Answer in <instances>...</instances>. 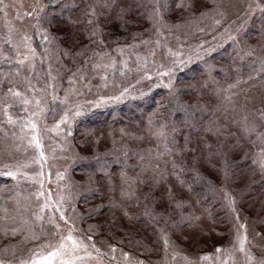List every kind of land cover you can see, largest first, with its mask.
<instances>
[{
	"label": "rangeland",
	"instance_id": "374dc122",
	"mask_svg": "<svg viewBox=\"0 0 264 264\" xmlns=\"http://www.w3.org/2000/svg\"><path fill=\"white\" fill-rule=\"evenodd\" d=\"M36 2L37 0H2L0 3V48L13 59L11 65L0 60V99L4 97L7 89L11 86L5 77V73H9V70L15 66L16 50L7 44V38L11 36L13 44H22V37L25 33L33 37L31 44L41 55H44V47L51 49L48 54L52 57V72L57 75L54 83L57 94L61 98L64 97L65 90L69 89L68 77L73 73H76L74 87L77 92L82 93L76 95L70 92L69 97L73 102H96L99 101L100 96H116L129 84L133 86L129 89L131 94L126 95L123 99L100 101L99 104L95 105L94 103H84L87 111L72 121L71 134L67 135L66 126H62L65 128V132L55 133L50 129L59 119L65 106L61 105L59 100L55 104L52 103L51 89H47L45 83L48 80L49 62H41L39 57L37 58L36 71L40 73L38 77L39 87L46 89L45 93L37 94L44 96L46 107L56 109L55 113L46 112L43 116L36 118L37 135L44 145V151L48 158L43 169L45 192L51 189L54 197L58 192L66 198L71 197L66 202L69 205H74L77 213L80 214L78 226L85 234H89V226L95 225L93 239L98 242L97 246L105 251H107V246L99 243L101 239L116 244L117 255L120 250L128 252L132 260L151 261L152 264H184L183 256L187 255L196 259L197 264H219L215 249L217 246H232L235 237L233 227L235 213H231L224 207V193L220 191L222 172L219 171L224 163L218 157L216 150L212 149L203 154L200 149H194V155L192 158H188V162L194 160V163L200 166L202 171H198V173L205 177L207 182L210 181L212 185H215L217 189L215 193L212 191L207 193L211 197L209 201L212 199L214 201H208L209 203L203 206L198 200L197 194L192 192V187L188 183V175L184 172L178 173L185 182L182 185L176 179L174 172L172 174L170 170L166 171L167 173L162 171L160 164L159 170L155 166L148 167V162L153 160L151 157L145 156V165H140L138 158L137 164H134L136 161L133 160L127 146L129 144L127 134L123 132L126 129L140 131L141 127L137 125V122L134 124L132 122L143 119L141 116L144 115V112L142 109L134 108L133 102L138 101L143 105L149 102L157 107L154 112L156 114L168 111L167 108H160V105L165 106L166 104V102L160 104V100L167 99L166 96L169 95V89L160 81L167 82L168 76H157L155 73L163 71L160 68L161 64L165 67H171L172 60L175 58L167 54L166 48L158 49L155 57H152L150 53L153 45L151 44L123 48L124 45L133 43L134 33L142 34L136 37L137 41L148 37L155 40L151 31V22L147 19V10L136 7L135 11L132 7L129 8L130 5L127 2L122 5V0H116V6L110 10L102 7L104 0H76L75 5L72 7L64 6V10L61 12L60 4L56 2L55 11H53V7H49L47 11L50 16L41 21V27L47 29L50 36H55L56 41L41 47V38L35 34L33 27L35 19L26 15L27 12L32 11ZM135 2L137 4L140 0H135ZM144 2L148 8H151L152 5L148 3V0H144ZM165 2L168 4V8L164 11V19L169 23L179 22L182 24L179 30H174L181 39L178 41L175 36H169L168 46L173 50L180 51L182 58L191 57L190 60H186L184 65H177L175 69V79L173 80L176 89L175 94L181 90L186 95L182 98L183 100L190 103L195 102L204 93L203 89L200 91L195 89L196 87L201 88L200 82L206 78L202 72L209 73V77H213L211 73L217 72L219 75H216L210 84L214 92L223 98L228 93H234L230 99L233 100L235 109L242 108L246 111L254 109L264 123V116L261 115L264 113V76H262L264 73L258 75L260 61L264 60V40L261 35V27L255 28V26L250 25L253 18L257 22L264 20V13L259 9L248 10L251 15L247 17V23L237 35L238 43L227 39L229 33L224 31L225 27H230L231 32L235 33L240 22L246 19L241 13L245 12L247 4L253 3L254 5L255 0H216L224 13L220 25H214L211 15L203 19L199 18L200 11L214 7L212 0H191L193 8L190 12L177 8V0H165ZM89 5H96L95 10L98 15L94 17V23L100 25V37L104 41L103 44L90 43L87 33L94 25L87 23L88 17L85 13L88 11ZM121 6L127 11L120 13ZM188 21L197 22L189 23ZM200 28H203L204 31L201 32ZM92 39L96 40L97 38L93 37ZM83 45L89 46L90 51L86 53L89 56L92 54L91 50L108 52L109 55L107 56L95 58L102 64L111 63L112 60L117 61L115 73L113 74L111 69L108 70L107 86H104L105 82L100 78L104 73L103 68L93 69L90 62L85 69L81 67L85 63L84 57L74 56ZM197 45H201L199 52L196 48ZM209 48L213 50L204 51ZM120 49H123V52ZM65 50L72 55L65 56ZM249 50L252 54L245 55L244 53L249 52ZM20 51L23 52L24 49L21 47ZM137 55L141 57L148 55L150 60H155V63H150L146 69L137 72L135 71ZM74 59L75 63L73 62ZM121 60H126L132 69L123 77L119 71L123 67L119 63ZM227 63L229 66L231 65L232 71H237V66L239 72L237 71L233 78L223 83L220 73L226 74L224 70L228 67V65L226 66ZM255 63H258L257 68L254 67ZM243 65H247L246 71L239 69ZM78 68H80V72H77ZM21 71L23 76L27 75L30 69L25 65L22 66ZM144 72L149 73L151 78L141 79ZM81 75H85L84 80L80 79ZM228 75L226 74V76ZM250 76L253 78L249 79ZM14 79L20 80L21 77H14ZM113 81L120 87H114ZM33 82L35 83V79ZM230 84L237 86L229 89ZM16 87L23 91L25 83H19ZM27 94L31 95L30 92ZM154 94H158V96L164 94V96H161L162 98L157 97L152 104L148 98ZM10 102L12 103L11 114L23 122V118L28 113L21 110L23 106L18 102L14 100ZM131 111L136 112L132 115ZM233 114L239 118L237 111H234ZM53 115H55V119H53ZM246 115L248 114L244 113L240 119L247 117ZM233 129L235 132L238 130L236 127ZM13 131L19 133V127L7 123V119L3 115V104H0V163L13 159L15 161L27 160L33 153L31 148L27 153L23 149L20 151L14 149V138L11 136ZM6 132L7 136L5 135ZM65 135H67L66 139H64ZM198 140L201 142L204 139L197 137L196 141ZM230 143L233 145L236 142ZM26 144L27 141L25 140ZM192 144L194 148L197 145L194 141ZM260 147L253 150L248 158H245V154H243L247 152L246 146L242 149L235 150L234 147L230 150V152L234 151L230 155L231 160L246 162L236 170L230 171L229 169L230 175L226 183L227 190L236 200L235 207L242 221L246 220L247 223L249 238L247 247L257 259L264 256V247H262L264 246V173L260 171L258 164L253 163L254 156L259 155ZM6 149L12 151L11 157L7 154ZM122 151L128 152L127 158ZM178 153L181 154L182 151H177V153L172 151V154ZM171 155L168 159L169 165L172 167L173 161L179 165L178 161L174 159L175 157ZM106 158L110 161L104 160ZM125 159L128 161L127 165L123 163ZM142 167L145 168L143 172L141 171ZM121 168L125 169L130 178H135L137 181L144 180L143 184L137 183L136 185V195L140 197L141 201L139 206L135 196L131 199L121 196ZM25 170L38 172L40 166L31 164ZM57 171L63 173L62 179H57ZM49 175L51 179H49ZM154 176L162 178H159L158 182H154ZM104 181H106L105 186L102 185ZM57 185L60 187L57 188ZM252 185L254 187L250 188ZM39 187V184L28 179L21 180L17 186L11 178L0 177V204L6 205L11 210L10 214L23 213L30 220H35L31 214L32 209L30 208L28 212H25V206L29 203L35 204L34 193ZM169 190H171V196ZM146 193L149 199L144 201ZM29 196H31V201L26 199ZM17 200H19V205L16 203ZM110 201L115 202L116 206H113ZM174 201L185 203L182 208H177ZM145 203L152 207L155 212L162 214L157 221L153 222L143 215L142 209ZM125 210L129 213L128 216L124 215ZM68 211L71 212V207ZM181 214L185 216L191 214L196 219L191 222L185 219L180 223ZM0 215H4V213H0ZM164 217H169L167 224ZM56 219L59 220L58 214ZM134 221L140 222V224L136 225ZM173 221H177L175 226L172 224ZM12 223L11 220L0 221V225H11ZM60 223L63 222L60 221ZM51 227L52 225L48 223L47 219L44 221L37 220L33 225V229L37 233L41 232V228L46 232ZM159 228H164L168 232L176 250L182 253L176 257L175 261L172 259L171 249L165 258ZM257 233L260 235L258 236ZM25 235L26 232L23 230L14 236L11 233L7 235L0 233V259L18 264L20 259L29 258V249H32L34 244L41 243L47 238L45 235H41L37 241L31 239L25 241ZM119 240L123 242L118 243ZM11 245L16 246L15 252H13ZM5 246H9L7 252L3 251ZM206 254L209 259L199 261V257ZM219 255L223 259L224 254ZM234 258L235 264H244V257L239 251L234 252ZM85 264H100V262L92 257L85 258ZM121 264H125L122 257ZM227 264H234L233 259L229 258Z\"/></svg>",
	"mask_w": 264,
	"mask_h": 264
},
{
	"label": "snow or ice",
	"instance_id": "6c2138e0",
	"mask_svg": "<svg viewBox=\"0 0 264 264\" xmlns=\"http://www.w3.org/2000/svg\"><path fill=\"white\" fill-rule=\"evenodd\" d=\"M57 0H37L36 4L33 6L32 11L27 12L26 15L29 17H34L35 24L33 27L35 28V34L39 35L41 38V47L45 44H53L56 41L55 36H50L48 34L47 29L41 27V21L44 19H47L49 17V13L47 9L49 7H53V11H55V4ZM0 3H2V0H0ZM148 3H150L152 6L151 8H148L147 4L144 2V0H140L139 3H137L138 8H145L147 10V19L151 22V31L153 35L155 36V40L148 38L140 39L139 41L136 40L137 36H140L142 34L140 33H134L133 34V43L129 45H124L123 48H131V47H139L140 45H153L150 55L152 57H155L156 52L158 49L166 48L167 54L174 57L175 59L172 60L171 67H165L163 64L160 65V68L163 69V71H158L155 73L157 76H168L167 82L160 81V83H164V86L169 89V95H174L176 93V89L173 85V80L175 79V69L177 65H184L186 60H190L191 57H183L180 51L173 50L171 47L168 46V37L169 36H175V38L179 41L181 37L179 35H176V31L179 30L182 27V24L177 23H169L164 19V11L168 8V4L165 2V0H148ZM212 3L214 7L210 9H206L204 11L199 12V18L203 19L209 15L213 18L214 25H220L222 22V18L224 16L223 11L219 8V5L217 4L216 0H212ZM116 6V0H104L102 7H106L109 10ZM131 6H129L130 8ZM176 7L184 9L185 11L190 12L193 8V4L191 3V0H177ZM96 5H89L88 11L85 13V15L88 17L87 23L89 25H94L90 31H88V37L90 40V43H99L103 44L104 41L100 37L101 28L99 23H94V17L98 15V13L95 10ZM256 9H259L262 13H264V0H255V4L249 3L246 6L245 12L241 13L242 16H244L246 19L242 20L240 24L238 25L236 32L233 33L230 30V27H225L224 31L228 32L229 35L227 36V39L233 40L234 42L238 43L237 35L240 32L241 29L244 28L245 24L247 23V17L251 15V11H255ZM127 11L123 6L120 8V13H124ZM142 15V13H141ZM219 17V18H217ZM189 23L197 22V21H188ZM51 23V21H49ZM201 32L204 31L203 28L199 29ZM11 31V29H9ZM96 37V40H93L92 38ZM32 36L25 33L22 37V44H13L11 36L7 38V44L11 46L12 49L16 50V56L14 64L15 66L9 70V73H5V77L7 78V81L9 85H11L7 92L4 94V97L0 99V104H3V115L7 119V123L9 125L17 126L19 127V133L13 131L11 133V136L13 139V147L16 151H20L23 149L25 153L28 152L29 148L33 150L32 155L29 159L23 160V161H15L10 160L7 162L0 163V177L5 178H11L12 181L15 182L17 186H19L21 180L28 179L34 183H37L40 185L39 189L35 191L34 196L36 197L35 204L29 203V205L25 206V212H28L29 209H32V216L35 217V220H30L25 214L20 213L18 215L10 214V209L6 205L0 204V213H4V215H0V221H8L11 220L13 223L11 225L9 224H3L0 225V233L7 235L8 233H11V235H16L22 230L26 232V235L24 237V240L31 239L33 241H37L40 239L41 235H45L47 238L38 244H34L32 249H29L30 256L29 258H22L19 260L18 264H85V258H92L94 257L97 261L100 262V264H121V257L124 259L125 264H152L151 261L145 262L144 260H132L130 259V254L128 252H124L123 250L119 251V254L117 255V247L116 244L108 243L106 240L101 239L99 243L101 245L107 246V251L103 250L102 248L97 246V241L93 239V235L95 234L93 232V229L96 227L95 225H90L88 229L89 234H85L83 230L78 226V220L80 219V214L77 213L74 205H69L66 200L71 199V197H65L61 193H57L56 196H53L52 190L49 189L47 192H45V186H44V164L46 160L48 159L45 151H44V145L41 142V139L37 135L38 125L36 118L39 116H43L46 112L55 113L56 109L54 107H46L45 106V100L43 95H38L37 93H45L46 89L39 87V75L40 73L36 71V63L37 58L41 60V62L48 61V80L45 82L47 89H51V96H52V103L55 104L57 100H59L61 105H64L62 114H60L59 119L56 120L55 124L52 126L50 131L55 133L65 132V128L62 126H66L67 135L71 134V123L72 121L81 113L86 112L87 108L84 107V103H94L99 104L100 101H115L123 99L126 95L131 94L129 92V89L133 86L129 84L127 87H124L123 90L116 96H100L99 101L96 102H80V101H71L69 94L70 92L76 95H80L82 93L77 92V90L74 87V77L76 73H73L68 77L69 80V89L65 90L64 97H59L57 94V89L55 86V81L57 79V75H54L52 72V64L51 60L52 57L48 53H50L51 49L44 47V55H41L37 52V49L33 47L31 44ZM186 38V37H185ZM215 39V37H214ZM203 44V42H201ZM23 48L24 51L21 52L20 48ZM197 51L199 52L201 50V45L196 46ZM121 52H123V49H120ZM212 48L205 49V52L212 51ZM90 51L88 45H83L80 50H78L74 56H83L84 57V65L81 66L83 68H87V65L91 62L93 69H99L103 68L104 73L101 75V80L105 82L104 86H107V80H108V70L111 69L113 71V74L116 71V64L117 61L112 60L111 63H100L99 60L95 59L97 57H104L109 55L106 51L101 50H91L92 54L91 56L86 55V53ZM245 55H251V50L249 52L244 53ZM64 55H72L69 51L65 50ZM0 60L8 63L13 64V59L9 56L7 52H4L2 48H0ZM75 63V59L73 60ZM120 64L123 65L119 69L120 75L126 76L128 71H131L132 69L129 67V64L126 60L119 61ZM150 63H155L154 59H149V56H143L137 55L136 57V64H135V71L141 72L143 69H146L147 66ZM27 65V67L30 69L29 73L27 75L22 76V66ZM77 72H80V68L77 69ZM264 73V60L260 61V67H259V74ZM86 75V73H85ZM85 75H81L80 79L84 80ZM14 77H21L20 80L14 79ZM145 77L151 78L150 74L147 72H144V75L141 76V79H144ZM253 77H249V79H252ZM35 79V83L33 82ZM139 83V81H136ZM19 83H25V89L22 91L18 87H16ZM239 81L237 82V84ZM114 87H120L119 84L115 83L113 81ZM237 85H229V89L236 87ZM31 93V95H28L27 93ZM231 95H234V93H228L225 96V99H229ZM16 101L20 105H22V109L24 112L28 113L27 116L23 118V122L18 117H14L10 109L12 107V103L10 101ZM7 101V102H6ZM183 111H185V121L192 120L194 118V111L189 112L187 105L180 106ZM192 109L194 110H200L204 111V107L200 106L197 108V105H192ZM235 107V105H233ZM227 112V110H225ZM262 116H264V113H261ZM45 119L47 117L45 116ZM53 119H55V115H53ZM225 120H228L227 114H225ZM233 124H239L242 128V131L246 134H252L257 132V125L255 123H248L247 117H244L243 121H232ZM165 124L166 122L160 123L159 126L149 119V129L155 128L156 130L152 132L153 136L156 137H162L164 139V152L161 153L157 151V156H163V155H171L173 149L169 147V140L167 133L165 131ZM190 128L193 130H198V125L196 123H191L189 125ZM227 125H222L218 122H212L210 121L207 126L204 127V131L206 133L211 132L214 135H224L225 129ZM173 131H175L173 129ZM7 136V132L5 133ZM67 135H65L64 139L67 138ZM227 135H234L233 133H227ZM258 139L261 142V147L259 150V155L254 156L253 163L259 165V169L262 173H264V132H260L257 134ZM25 140L27 141V144L25 145ZM189 142V136H185V148L184 149H176V151H183L187 149V145ZM210 147V146H209ZM7 154L11 157L12 151L7 150ZM124 156L127 158L128 152H124ZM139 164L145 165V157L143 155L138 156ZM125 165H127L128 161L125 159L123 161ZM31 164H37L40 166V171H26ZM148 167H151V161L147 164ZM167 166V162H165V167ZM172 167L174 170V174L176 175V179L180 181V183L183 185L185 182L181 178V176L178 173H175V170L177 168H180L181 171L184 170L183 165H177L175 161L172 162ZM155 168L159 170V164L155 165ZM145 168H141V171L143 172ZM195 172V169H191ZM220 172H222V181L220 184V191L224 193L223 199L225 201L224 207L227 208L231 213H235V223L233 225L235 229V237L234 242L231 247H223V246H217L215 249V252L217 254V260L219 261V264H227V260L229 258L233 259V262L235 264V258H234V252L239 251L243 257H244V264H264V256L257 259L253 253L248 249L247 244L249 243V238L247 235V223L246 220L242 221L241 216L239 212L237 211L235 205L236 200L231 195V193L227 190L226 183L229 178L230 172H229V165L227 164V161H224L223 167L219 169ZM139 175V174H138ZM57 179L63 178V173L57 171L56 173ZM120 176H121V196L131 199L135 196L136 203L139 206L140 204V197L136 195V185L137 183L143 184L144 180L140 179L137 181L135 178H130L128 176V173L125 171L124 168H121L120 170ZM159 178L162 177H153L154 182H158ZM49 179H51V176L49 175ZM196 179L203 181L204 177H202L198 172H196ZM209 184V190L215 193L217 191L216 186L212 185L211 182H208ZM60 185H57V188H59ZM191 190V189H190ZM19 195V193H17ZM169 195L171 196V190H169ZM11 198V197H10ZM29 201H31V196L26 197ZM149 199L148 194L146 193L144 195V201H147ZM42 201V202H41ZM17 205H19V200L16 201ZM110 203L115 205V202L110 201ZM177 208H182L183 204L185 202L183 201H174ZM69 207H71V212L68 211ZM99 207V206H98ZM143 215L148 217L149 220L155 222L160 218L162 215L161 213H157L154 211L152 207H150L147 203L144 204L142 209ZM59 215V220L56 219V215ZM124 215L128 216L129 213L127 210H125ZM47 219L48 223L52 225L50 229H48L46 232L43 228H41V232L37 233L33 229V225L35 224V221H44ZM165 223L167 224V221L169 217H164ZM185 219L189 220L190 222L195 220L196 217H194L191 214H188L185 216L184 214H181L180 223H182ZM18 221V222H17ZM62 221L63 223H60ZM177 221H173L172 224L175 226ZM159 227V226H158ZM159 234L160 238L163 241V251L165 253V258H167V254L169 250H172V259L175 261L177 256L182 255L179 251L176 250L175 244L170 240L168 232L164 228H159ZM259 236L260 234L257 233ZM118 243H122V240L117 241ZM139 243V241H137ZM264 247V246H262ZM11 248L13 252H15L16 246L11 245ZM9 249V246H5L3 249L4 252H7ZM224 254L223 259H221L219 254ZM95 254V255H94ZM105 258H107L105 260ZM209 259V256L203 255L199 257V261H206ZM184 264H197V260L194 258H190L187 255L183 256ZM0 264H12L11 261H6L4 259H0Z\"/></svg>",
	"mask_w": 264,
	"mask_h": 264
},
{
	"label": "trees",
	"instance_id": "16d2710c",
	"mask_svg": "<svg viewBox=\"0 0 264 264\" xmlns=\"http://www.w3.org/2000/svg\"><path fill=\"white\" fill-rule=\"evenodd\" d=\"M57 2H58L57 4H60L61 12H63L64 6H71L72 7L73 5L76 4V0H57ZM125 2H127V4H129L132 7V9H134L136 11V7H137L136 5L137 4H136L135 0H122V5H125L126 4ZM62 7H63V9H62ZM252 20L253 21H251L250 25L255 26V28H257L258 26L261 27V35L263 37L262 39L264 40V20L259 21V22H257L256 19H254V18ZM263 43H264V41H263ZM259 44H261V43H259ZM261 51H262V49H261ZM228 64L229 63H227L226 66ZM255 64L256 65L254 67L257 68L258 63H255ZM230 66L228 65V67L225 68V70H224L227 75L229 74L228 76H226V74L223 75L224 73L223 74L220 73V75H221L220 78L223 79L222 80L223 83H225L229 79L233 78L235 76V74L237 73V71L239 72L237 66H236L237 71H232V68H230ZM246 66L247 65H243L239 69H241V71H246ZM202 73L204 74V77L206 75V78H203L205 80L200 82L201 88H197V87L195 88V89H198L199 91L201 89H203V91H204V93L200 97V99L196 100L193 103H190V102L182 99V98H184L185 93H183L181 90L180 91L178 90L177 94L168 95V96H166L167 99H164V100L161 99L160 100V104L166 102L165 106L160 105V108L162 107L163 109H166V108L168 109V111H166V112L164 111V113H160V114L154 113L157 107H155L154 105H151L149 102H147V104H145V105L138 103V101L133 102L134 108H137L140 110L142 109L144 112V115L141 116V118H143V119H141L140 121L136 120V121L132 122L133 124L137 122V125H139L141 128H140V131H136L137 129H135V130L126 129V130H123V132H125L127 134L126 135L127 141L129 142V144L127 146H128V149L131 153L133 160L135 159V161H136V162H134V164H137V158L139 155H143L144 157L145 156L151 157L153 159L151 161L152 166H155L156 164H160V168L162 171L168 172V170H170V172H172V174H173L174 170L172 169L173 167H171L169 165V162H168L170 155H163V156H157L156 155L157 151H159L161 153L164 152V139L162 137L157 138L156 136L152 135V132L155 131L156 129L155 128H153L151 130L149 129V119L151 118V120L153 121V123H155L157 125V127L159 126L160 123L166 122L165 131H166L167 136H168L169 147L171 149H173V151H176L177 148L178 149H184L185 148V138H183V137L188 135L189 136V142L187 145V149L183 150L181 154H179V153L178 154H172L171 153L172 154L171 156L175 157L174 159H176L178 161V164L184 166L183 171H181L180 168H177L175 170V173H183L184 172L185 174L188 175V183L192 187V192L197 194L198 200L203 204V206H205L209 202H213L214 199L209 201L211 199V197L208 196V194H207L210 190H209V184L206 181V178L204 177L203 181L196 179V172L202 171V170H200V166L197 163H194V160L193 161L190 160V162H188L190 157L192 158V156L195 153L194 149H200L203 152V154L214 149V151L216 150L218 157H220L222 159L223 163L225 160L227 161V164L229 165L230 171L236 170V168L243 166L242 164H245L246 161H237L236 162V160L235 161L231 160L230 155H232L234 153V151L230 152V150L234 147L236 150V149H242L244 146H246L247 152H244L243 154H245V158H248L250 156V154L253 152V150L258 149V147H260V145H261V142L258 139L257 134L260 132H264V123L260 120V118L256 114V110L249 109V111H246L245 109H242V108L235 109V107H233V105H234L233 100L231 101V99L230 100L225 99V98L221 97L219 94H217L216 92H214L212 87H210V84L214 80V77L216 75H219L217 72L211 73L213 75V77H209L210 74L207 73L206 71H204ZM262 76H264V74ZM203 83H205L204 86H203ZM161 96L163 97L164 94H160L159 96H158V94H154V95L150 96L148 99L153 104L154 103L153 100L157 99V97L162 98ZM194 104L197 105V108H199L200 106H203L205 110L200 111V110L192 109L191 106ZM182 105H187L189 112L194 111L195 114H194V118L192 120H189L187 122L185 121L186 113H185V111H183L181 109L180 106H182ZM255 109H257V108H255ZM225 110H227V112H225ZM132 111H131V114L133 115V113H135L136 111H134V112H132ZM234 111L238 112L239 118L233 116ZM244 113L248 114V115H246L248 123H250V124L255 123V125H257V132L256 133H252L250 135L246 134L242 131V128L240 127L239 124H233L232 123L233 120H236V121L244 120V118L242 120L240 119L244 116ZM225 114H227L228 120H225ZM144 117H145V119H144ZM210 121L218 122L222 125H227V127L225 129L226 134L214 135L211 132L206 133L204 131V127L207 126V124ZM191 123H196L199 126L198 130H193L192 128H190L189 125ZM235 127L238 129V130H236V132L233 129ZM173 129L175 131H173ZM228 132L233 133L234 135H227ZM181 133H182V136H181ZM197 137H200L204 140L201 142L199 140L196 141ZM192 141H194L198 145V148H197V145L194 148ZM232 141H234L236 143L235 144L233 143V145H232V143H230ZM237 143H238V146H237ZM136 146H138V147H136ZM122 153H124V151H122ZM176 153H177V151H176ZM104 160H109V159L106 158ZM165 162H167L166 167H165ZM220 164H221V162H220ZM193 168L195 169V172L191 170ZM97 183H96V186L98 185ZM105 184H106V181H104L102 185L105 186ZM253 187H254V185H252L250 188H253ZM134 223H136V225L140 224V222H137V221L136 222L134 221ZM134 223L132 222V224H134Z\"/></svg>",
	"mask_w": 264,
	"mask_h": 264
}]
</instances>
